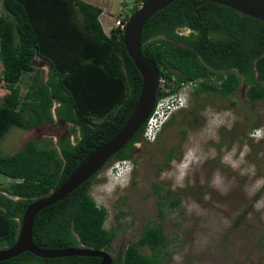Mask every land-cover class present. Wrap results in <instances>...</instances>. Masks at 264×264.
Listing matches in <instances>:
<instances>
[{
  "label": "trees",
  "instance_id": "trees-1",
  "mask_svg": "<svg viewBox=\"0 0 264 264\" xmlns=\"http://www.w3.org/2000/svg\"><path fill=\"white\" fill-rule=\"evenodd\" d=\"M0 9V84L7 90L0 95V139L13 126L29 129L52 122V114L70 124V135L53 146L47 140L43 144L27 140L13 153L0 154V175L10 179L0 185L3 248L14 242L25 206L59 186L86 154L119 129L135 103L140 75L124 49L122 32L114 27L109 34L103 31L99 6L82 0H0ZM183 29L185 33L179 31ZM140 51L163 79L156 101L166 94L164 87L178 86L179 81H195L192 94L210 91L229 97L241 83L249 102L264 98V22L230 7L206 0H173L143 24ZM35 56L49 66L44 78L32 64ZM24 73L27 85L20 94ZM144 125L109 162L132 160ZM171 154L170 149L168 160ZM97 173L36 213L30 235L35 245H83L108 253L115 231L105 227L106 210L89 194ZM165 244L162 230L146 225L115 256L108 253L110 264H163ZM140 247L149 253H141ZM98 261L93 256L41 258L24 251L0 264Z\"/></svg>",
  "mask_w": 264,
  "mask_h": 264
},
{
  "label": "rangeland",
  "instance_id": "rangeland-1",
  "mask_svg": "<svg viewBox=\"0 0 264 264\" xmlns=\"http://www.w3.org/2000/svg\"><path fill=\"white\" fill-rule=\"evenodd\" d=\"M82 1L101 7L98 19L106 34L115 20L140 5L138 0ZM32 64L44 78L47 62L33 57ZM23 75L20 94L27 85V74ZM245 90L240 83L229 97L189 92L185 108L172 114L155 141H146L142 132L128 177L113 181L115 160L101 167L89 194L106 210L105 227L115 231L108 250L111 256L135 241L148 225L158 226L165 236L163 264H264V209L254 208L264 197V187L251 198L245 191L254 180L264 178V98L249 102ZM5 92L0 84V95ZM163 103L162 98L155 103V112ZM52 116V122L34 128L10 127L0 139V154L13 153L27 140L40 144L47 140L53 146L70 135V124ZM234 147L233 159L244 153L241 168L254 165V176L241 175L224 161ZM170 149L172 160L167 159ZM216 173L228 189L226 195L213 186ZM8 182L0 175V185ZM139 251L149 253L146 247ZM177 256L179 260L174 259Z\"/></svg>",
  "mask_w": 264,
  "mask_h": 264
},
{
  "label": "water",
  "instance_id": "water-1",
  "mask_svg": "<svg viewBox=\"0 0 264 264\" xmlns=\"http://www.w3.org/2000/svg\"><path fill=\"white\" fill-rule=\"evenodd\" d=\"M173 0H143L127 18L122 29V44L136 71L140 75V88L135 103L115 134L93 148L72 169L64 181L54 190L29 202L19 219L14 242L0 248V261L14 257L24 251L41 258L65 256L98 257L97 264H110L111 256L103 250H94L83 245L65 248H44L35 245L30 238L31 226L36 213L62 199L68 192L84 183L95 174L140 128L155 103L158 89V74L152 61L140 51V33L145 21L157 10ZM230 7L243 15L264 22V0H206Z\"/></svg>",
  "mask_w": 264,
  "mask_h": 264
},
{
  "label": "clouds",
  "instance_id": "clouds-1",
  "mask_svg": "<svg viewBox=\"0 0 264 264\" xmlns=\"http://www.w3.org/2000/svg\"><path fill=\"white\" fill-rule=\"evenodd\" d=\"M179 31L181 32L182 30H179ZM189 31H191V30L189 29ZM158 87H159V84H158ZM192 87L193 86H191L188 89H182L180 86H175L174 88L171 89L172 91L169 90L168 92H166V94L162 97L164 103L159 108V111L157 113L153 114L155 120H154L153 124H151V126L148 127L149 124H147V120H148L150 114L154 110L155 103L159 99L157 101L155 100V103L153 105L152 110L150 111L146 120L144 121L145 122V125H144L145 132L143 130V132H144L143 137L145 139L153 141L156 138V136H158V134L162 131L161 128L167 122L169 117L174 112H176L178 110H183V108H185V102L188 100V95H189V92H191ZM167 102H169V103H167ZM233 119H234V117H233ZM249 135L253 136V133L251 132V133H249ZM235 152H236V149L234 147L232 152L228 153L224 157V161L226 163H229L231 165V167H233V169H239L241 172V175L254 176L255 175V166L250 165L247 168H241V164L244 162L243 161L244 153L240 154L239 159L234 160L233 157L235 156ZM130 171H132V160H130V159L115 160V162L111 166V175H112L113 181L114 180L117 181V178L118 177L120 178L121 176L128 177L130 174ZM182 175H186V173H184ZM161 178L163 179V178H165V176L162 174ZM179 186L182 187L183 184L181 183ZM213 186L216 187L218 190H220L221 194H223V195L227 194L228 189H227V187L224 186L223 179L221 178L219 173H216L214 176ZM262 187H264V178L254 180L250 185L246 186L245 191H246V194L251 198L252 196H255L256 193ZM254 208L256 211H261L262 209H264V197H261L259 200L256 201ZM174 259L179 260L180 257L177 256V257H174Z\"/></svg>",
  "mask_w": 264,
  "mask_h": 264
},
{
  "label": "built area",
  "instance_id": "built-area-1",
  "mask_svg": "<svg viewBox=\"0 0 264 264\" xmlns=\"http://www.w3.org/2000/svg\"><path fill=\"white\" fill-rule=\"evenodd\" d=\"M113 27L122 31V29L124 27V22L120 21V19H117V20H115ZM158 84H159V86H163V79L162 78H158ZM194 84H195L194 81H179L178 82V86H180L182 89H188L191 86H194ZM174 87H175V85L171 84L170 87H164V91L168 92L169 90H171ZM169 102H167V103H169ZM155 113H157V112H155V109H154L153 112L150 114L148 120H147V124H149L148 127H150L151 124H153V122L155 120L153 114H155Z\"/></svg>",
  "mask_w": 264,
  "mask_h": 264
},
{
  "label": "crops",
  "instance_id": "crops-1",
  "mask_svg": "<svg viewBox=\"0 0 264 264\" xmlns=\"http://www.w3.org/2000/svg\"><path fill=\"white\" fill-rule=\"evenodd\" d=\"M100 14V13H99ZM98 17H99V15H98ZM101 27H103V25L101 24ZM112 29V28H111ZM103 31H105V29H103ZM36 57V56H35ZM39 59V58H38ZM48 65V64H47ZM48 70H49V66H48ZM47 70V71H48Z\"/></svg>",
  "mask_w": 264,
  "mask_h": 264
},
{
  "label": "flooded vegetation",
  "instance_id": "flooded-vegetation-1",
  "mask_svg": "<svg viewBox=\"0 0 264 264\" xmlns=\"http://www.w3.org/2000/svg\"><path fill=\"white\" fill-rule=\"evenodd\" d=\"M181 32H184V33H185V32H186V30H184V29H183ZM108 162H109V161H108ZM106 163H107V162H106ZM106 163H105V164H106ZM105 164H104V165H105ZM102 167H103V166H102Z\"/></svg>",
  "mask_w": 264,
  "mask_h": 264
}]
</instances>
